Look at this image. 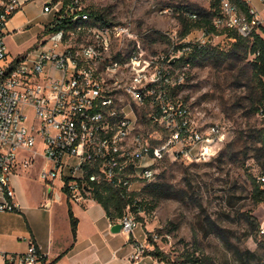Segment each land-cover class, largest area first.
<instances>
[{
  "label": "built area",
  "instance_id": "2783aa9c",
  "mask_svg": "<svg viewBox=\"0 0 264 264\" xmlns=\"http://www.w3.org/2000/svg\"><path fill=\"white\" fill-rule=\"evenodd\" d=\"M216 1L215 27L247 35L264 26L261 11L252 5L247 15L233 0ZM22 2L0 0V212L17 211L11 176L37 162L42 185L56 186L67 202L84 205L95 200L102 185L121 201L134 202L131 193L155 180L164 158L206 162L216 157L227 133L175 99L182 74L171 66L179 57L174 43L161 55L155 36V49L148 51V30L138 29L131 16L103 21L79 0H50L42 11L52 12L51 18L36 46L8 61L6 23ZM195 43L204 44L203 37ZM190 44L183 39L178 53ZM257 178L264 185V175ZM116 222L130 235L138 225L128 204ZM142 252L135 244L133 257ZM0 259L40 264L42 254L29 241L21 252H0Z\"/></svg>",
  "mask_w": 264,
  "mask_h": 264
},
{
  "label": "rangeland",
  "instance_id": "374dc122",
  "mask_svg": "<svg viewBox=\"0 0 264 264\" xmlns=\"http://www.w3.org/2000/svg\"><path fill=\"white\" fill-rule=\"evenodd\" d=\"M28 1V0H27ZM50 0L28 1L24 17L33 19L29 27L9 32L4 41L7 60L23 55L38 40L43 23L51 18L52 12L41 15L44 3ZM89 11L99 10L108 21L131 16L138 29L148 30L145 45L152 48L153 37L161 55L168 52L172 43L176 47L183 39L195 43L203 37L204 45L215 49L228 50L230 41L219 33L205 34L201 28H191L181 38L184 21L195 18L186 12L209 9L212 0H79ZM157 8H173L169 13L157 12ZM23 12V10H21ZM234 55V56H233ZM239 52L232 51L226 59L191 64L172 63L182 80L176 84L175 99L186 103L198 118L219 123L227 133L228 143L220 156L206 162H183L164 158L157 164L158 174L152 183L158 184L154 194L142 192L145 208L139 211L138 234L135 243L143 246V254L154 247L168 261L153 257L156 264H191L187 256H209L205 264H241L234 256L232 246L239 249L255 250L264 233V202L254 203L250 197L251 184L247 174L262 173V155L253 143L254 130L264 123L263 116L251 109L254 96V81L248 80V54L244 61L238 59ZM242 68V72L240 69ZM38 164L21 170L11 182L17 179L18 186L29 195L47 196L46 187L37 179ZM55 196L65 195L56 186ZM153 205L151 209L148 207ZM250 214L256 224L249 222ZM151 256V255H150ZM254 260H250L254 264Z\"/></svg>",
  "mask_w": 264,
  "mask_h": 264
},
{
  "label": "crops",
  "instance_id": "0c3cea01",
  "mask_svg": "<svg viewBox=\"0 0 264 264\" xmlns=\"http://www.w3.org/2000/svg\"><path fill=\"white\" fill-rule=\"evenodd\" d=\"M28 1H23L10 15L6 34L31 25L33 19L24 17L23 8ZM245 2L261 11L264 17V6L260 0ZM44 13L41 10V15ZM35 46L36 43L28 51ZM12 186L18 209L0 212V252H21L32 241L42 254L40 264H156L149 254L133 257L139 233L113 232L111 226L115 222L97 201L89 200L84 205L70 204L62 196L51 194L52 188L44 185L41 186L46 187L47 196L29 195L18 186L17 179ZM68 208L77 219L75 238L70 229ZM0 264H4L1 259Z\"/></svg>",
  "mask_w": 264,
  "mask_h": 264
},
{
  "label": "trees",
  "instance_id": "16d2710c",
  "mask_svg": "<svg viewBox=\"0 0 264 264\" xmlns=\"http://www.w3.org/2000/svg\"><path fill=\"white\" fill-rule=\"evenodd\" d=\"M25 1V0H23ZM68 0H64L67 2ZM239 7V9L248 15L247 5L245 0H233ZM195 14V19L192 21H184L182 31L180 32L181 38L189 33L191 28H201L205 34L222 33L230 41V46L228 50L215 49L214 47H208L204 44L192 43L190 44V49L186 50L181 54L176 62V65L180 63L189 62L191 64L204 63L206 61H214L219 59H226L229 52L237 51L240 56L238 59L244 61L248 54L252 55L251 60L248 61L249 72L247 74L248 80L254 81L255 85L252 88L254 90V96L251 97V109L253 112H259L263 116L264 120V27L261 25L255 26L250 33L243 35L235 28L230 27H215L212 23V17L219 12L217 1L212 0L209 9H199L197 12H191ZM90 14L94 19H100L106 21L99 10H90ZM183 44H179L176 48H181ZM234 56V55H233ZM242 72V68L240 69ZM253 143H256V149L262 155V160L260 162L262 173L259 175H264V123L261 127L254 130ZM228 140L225 141L222 148L218 152L215 158L223 153ZM213 158V159H215ZM252 176L250 173L247 174V178L251 184L250 197L254 203L264 202V185L258 181V176ZM158 184L156 183H146L139 191L132 192L131 198H135L132 202L131 199L127 201H121L115 190L112 188L102 185L101 188H97L94 191V199L101 204L105 212L108 214L111 221L116 222V219L121 215V212L125 205H129V208L133 211L136 220L141 219L139 216V211L145 208L146 200L142 192H149L154 194ZM153 205L148 208L151 209ZM70 229L72 237L75 238L77 219L73 215L70 208L67 210ZM246 219L249 222H254L255 219L250 215H246ZM232 251L234 256L239 259L241 264H251L250 260H254V264H264V233L262 232V238L257 243V248L255 250L249 249H239L237 246H232ZM146 254L152 255L153 257H160L164 259L163 256H159L160 252L156 247L152 251H148ZM186 260L191 264H205L211 261L209 256H194L193 254L187 256ZM163 261H168L166 258Z\"/></svg>",
  "mask_w": 264,
  "mask_h": 264
},
{
  "label": "water",
  "instance_id": "95a60500",
  "mask_svg": "<svg viewBox=\"0 0 264 264\" xmlns=\"http://www.w3.org/2000/svg\"><path fill=\"white\" fill-rule=\"evenodd\" d=\"M46 205H48V204H46ZM111 230L113 232L121 230V224L119 222L113 223L111 226Z\"/></svg>",
  "mask_w": 264,
  "mask_h": 264
}]
</instances>
